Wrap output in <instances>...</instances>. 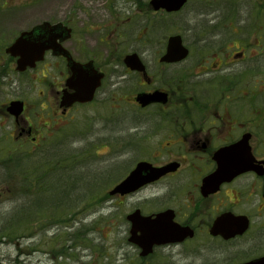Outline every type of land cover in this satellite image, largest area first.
<instances>
[{"label": "rangeland", "instance_id": "1", "mask_svg": "<svg viewBox=\"0 0 264 264\" xmlns=\"http://www.w3.org/2000/svg\"><path fill=\"white\" fill-rule=\"evenodd\" d=\"M149 2L0 0L1 261L214 264L211 244L201 238L157 247L146 258L140 255L137 245L128 241L130 222L126 216L140 204L132 196H112L109 189L128 174L137 158L147 156L149 149L146 141L131 143L129 136L135 132L131 108L125 104L121 109L116 107L117 89L128 87L117 84L123 74L117 63L134 47L145 50V31L156 24L155 32L148 34L152 51L162 46L160 42L168 31V35H183L194 52L198 40L213 36L227 38L235 45L238 41L249 42L252 53L263 51L257 43L264 36V0H189L179 13L169 16L154 12ZM42 21H64L72 26L73 35L66 45L80 60L95 59L107 75L94 103L76 107L63 117L52 115L54 124L43 132L42 144L25 146L26 141L12 135L17 131L13 119L5 114L8 100L20 97L29 102V115L38 131L45 112H52L55 105L44 109L40 104L38 90L44 89L48 81L39 82L34 72L13 73L14 66L4 50L20 31ZM163 26L165 32L158 34ZM254 65L258 66L259 61ZM61 75L48 78L56 80ZM23 159L30 168L38 166L35 176L21 165ZM25 173L32 188L26 183ZM33 179L37 186L31 182ZM35 191L39 193L31 196ZM27 196L31 199L24 201Z\"/></svg>", "mask_w": 264, "mask_h": 264}, {"label": "flooded vegetation", "instance_id": "2", "mask_svg": "<svg viewBox=\"0 0 264 264\" xmlns=\"http://www.w3.org/2000/svg\"><path fill=\"white\" fill-rule=\"evenodd\" d=\"M65 30L62 25L56 28L37 27L35 40L52 39L57 42L62 39L61 44L71 56L86 63L90 58H76L66 45L68 39H63ZM149 32V29L145 31V50L134 47L118 59L117 64L122 66L123 74L117 84H128V87L117 89L116 107L121 109L125 104L131 108L130 118L135 130L129 136L131 143L133 140L135 143L140 140L148 142L147 156L137 158L131 170L141 161H146L148 168L142 171V175L148 177L155 170L158 173L131 193L119 192L117 196H132L133 201L140 204L134 210L152 217L160 212H165L166 218L174 214L175 221L194 232L192 237L178 244L198 238L209 242L214 264H244L263 257L262 39L257 45L263 51L252 53L249 42L240 41L239 45H235L236 42L227 38L203 37L198 40L195 46L198 48L194 52L183 37L190 52L185 58L167 61L163 57L170 36H164V41L160 42L162 46L152 51ZM47 47L43 59L30 70L39 82L48 81L42 86L44 89H39L45 108L54 104L52 115L63 117L76 107L94 103L106 72L93 59L94 64L89 70H94V74L102 73V85L97 89L95 99L64 107L61 105L63 95L75 90L66 86L72 63L69 64L64 55L55 54L51 43ZM129 53L135 54L130 67L124 61ZM257 60L259 65L255 66ZM15 62L16 58H10L14 67ZM57 74H62L61 78L49 80V76ZM154 92H161L154 101L143 104L138 99ZM24 103L27 111L29 103L25 100ZM52 115L42 121L40 133L32 124V116L23 114L15 120L17 137L36 145L42 144L43 132L54 124ZM209 175L212 176L211 182L206 183ZM145 190L148 193L142 197ZM221 218L225 227L213 233L212 225ZM230 232L235 234L228 236Z\"/></svg>", "mask_w": 264, "mask_h": 264}, {"label": "water", "instance_id": "3", "mask_svg": "<svg viewBox=\"0 0 264 264\" xmlns=\"http://www.w3.org/2000/svg\"><path fill=\"white\" fill-rule=\"evenodd\" d=\"M187 0H152L151 3L155 9L165 8L167 11H177L179 10ZM51 41L48 40H35V30L24 31L21 35L12 43L8 48L7 52L14 56H20L18 63L19 68L23 69L27 65H34L36 60L43 56L44 48ZM60 53L68 55L67 51L62 50L58 45L55 46ZM188 49L182 45V39L180 35H173L169 39L167 55L164 57L166 60H178L186 56ZM71 59V58H69ZM134 60L133 55H129L126 58V63L132 65ZM74 76L68 79L70 86L74 87L76 91L74 93L65 94L63 97L62 104L69 106L75 100L88 101L93 98L96 87L100 82V75L87 74L80 71L77 64L71 65ZM147 100H154L153 97ZM23 109V102L13 101L8 106L10 113L14 114L16 117L19 116ZM146 163H141L138 167L131 172V174L120 184H118L111 192H121L127 193L133 191L141 182H145L147 176L142 175V171L146 170ZM141 180V181H140ZM128 219L132 221V227L130 230L131 236L130 241L138 244L142 247V254L146 255L153 250L155 244H162L175 240H182L187 235H192V231L187 230V228H178L174 230L172 234L167 235L170 230L168 227L166 219L162 214L158 215L156 218L151 216H142L139 213H132L128 216ZM169 228V229H168ZM172 228V227H171ZM218 228V224L213 226V229ZM173 229V228H172ZM234 234L229 233V235ZM179 235L180 237H173ZM0 264H4L0 262ZM245 264H264V259L254 262H249Z\"/></svg>", "mask_w": 264, "mask_h": 264}, {"label": "trees", "instance_id": "4", "mask_svg": "<svg viewBox=\"0 0 264 264\" xmlns=\"http://www.w3.org/2000/svg\"><path fill=\"white\" fill-rule=\"evenodd\" d=\"M35 160V159H34ZM33 171H35V169H32Z\"/></svg>", "mask_w": 264, "mask_h": 264}]
</instances>
